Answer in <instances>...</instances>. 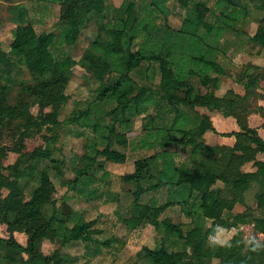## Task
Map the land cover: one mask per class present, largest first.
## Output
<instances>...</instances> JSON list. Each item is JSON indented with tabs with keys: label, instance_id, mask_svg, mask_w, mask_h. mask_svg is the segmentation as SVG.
<instances>
[{
	"label": "trees",
	"instance_id": "1",
	"mask_svg": "<svg viewBox=\"0 0 264 264\" xmlns=\"http://www.w3.org/2000/svg\"><path fill=\"white\" fill-rule=\"evenodd\" d=\"M30 2L39 5L36 23L42 24L54 6L58 15L50 32L38 34L27 8L10 7L17 25L9 52L0 48V224L9 233L8 239L0 237V264H64L63 246L91 242L98 220L86 221L69 205L67 192L81 185L86 189L82 195L92 196L88 184L96 171L103 170L104 163L126 164L128 154L135 150L153 153L136 160L133 171L121 176L124 183L136 185L133 202L121 220L129 230L151 226L158 238L155 248L144 246L136 254V264H210L213 260L264 264V139L248 122L253 114L264 118V107L259 104L264 99L259 86L264 68L243 67L235 78L244 88L243 95L234 91L215 94L220 89L219 76L226 75L221 59L227 60L229 49L224 37L242 32L239 26L249 16L247 5L240 0H216L212 6L205 1L176 0L185 16L180 29H173L166 21L167 0H124L111 8V18L106 0ZM93 16H102L104 23L76 60L65 49L77 43ZM249 39L264 48V17ZM153 64L160 75L157 87L138 84L133 73ZM76 66L99 83L97 96L60 121ZM17 68L26 69L33 83L23 85L11 103V74ZM161 105L164 115L157 118L149 113L151 107ZM35 106L37 116L31 113ZM197 108L233 118L239 131L218 133L209 115ZM140 116L142 127L137 132L134 123ZM64 125H77L93 134L85 153L70 168L64 159L55 157L57 130ZM44 130L50 135H42ZM6 132L11 133L10 147L3 144ZM208 132L233 137L234 144L207 145L204 136ZM39 135L44 145L38 144ZM10 152L18 158L5 167L2 161ZM260 154L263 160L258 159ZM42 163L47 164L43 169ZM249 163L254 172L243 171ZM66 168L73 178L66 180L68 190L57 206L50 171L64 178ZM253 188L255 207L247 204ZM158 190L167 193L163 204L155 197L140 203L144 194ZM236 205L244 210L234 213ZM174 207L190 222L176 224L163 217ZM244 225L253 229L248 245L241 229ZM217 228L235 233L224 244L211 242ZM16 232L27 236L26 245L17 242ZM44 241L56 243L49 255L41 251Z\"/></svg>",
	"mask_w": 264,
	"mask_h": 264
},
{
	"label": "rangeland",
	"instance_id": "2",
	"mask_svg": "<svg viewBox=\"0 0 264 264\" xmlns=\"http://www.w3.org/2000/svg\"><path fill=\"white\" fill-rule=\"evenodd\" d=\"M124 0H106L109 7L107 15L111 18L114 13L112 7L119 6ZM139 1V0H136ZM168 8L170 11L167 17L168 25L173 29H180L182 20L185 16V11L181 9L176 0H167ZM193 2L205 1L209 6H212L216 0H192ZM242 4H246L249 9V16L239 26L242 30L240 34L229 33L224 37V42L227 45L229 51L227 53V60L221 59L226 71L225 76H219L220 89L215 92L218 96H223L228 91H234L237 94L243 95V86L236 83L237 75L242 71L243 67L248 64L258 65L264 68V48L254 46L251 44L249 37L256 32L260 20L264 17V0H240ZM20 6L27 8L29 17H33L35 24L34 28L38 34L42 32H50L53 28V24L56 22L58 15V6H54L48 9L49 15L45 18L42 24L36 23L39 20V16L35 13L38 10V4H32L30 0H0V19L2 26L0 27V48L6 52L10 50V44L12 42V34L16 28L17 22L12 19L10 13V7ZM104 23L102 16H93L91 20L83 26L81 35L74 46L66 47V51L74 59L78 60L83 52L89 48L94 41L99 26ZM147 68V67H146ZM1 76V73H0ZM70 83L66 89L68 96L67 101L63 105V110L59 118L60 121L66 120L75 109V107L84 108L87 104L93 102L97 96V88L99 83L89 79L86 72L80 67H74L71 71ZM133 78L138 84L149 85L156 88L160 81V75L157 64H153L147 70L145 67L141 72H134ZM215 76V75H214ZM10 83L11 91L8 99L11 103H15L17 97L22 91L23 85L27 83H33L32 76L24 68H17L11 74ZM6 82H4L5 84ZM260 91L264 93V80L259 82ZM259 104L264 107V99L259 101ZM164 105L158 107H151L149 113L156 115H164ZM49 112L50 109H46ZM199 113L207 112L206 109L197 108ZM31 113L35 116L39 115V108L37 106L31 108ZM212 116L215 118L214 112ZM168 116V115H167ZM143 116L138 117L135 120V131H140L142 127ZM213 125L218 126V130H230V123L224 125V121L218 125L217 120L211 119ZM251 123L258 124V129L264 137V118L260 115L253 114L250 117ZM258 120V121H257ZM257 121V122H256ZM217 130V129H216ZM42 135H50L45 130ZM42 135L37 136L38 144L44 145ZM58 142L56 147L58 152L55 154L56 158H62L65 160L66 165L70 168L78 162L77 157L82 156L86 149V143L89 138L92 137V132L89 129L81 128L77 125H64L57 130ZM219 135L215 133H208L205 135L206 144H215ZM3 144L11 146V133L6 132L3 137ZM114 148L119 151H124L118 145H114ZM152 151L135 150L128 154L126 164H111L104 163L103 170H97L96 174L88 184V190L92 192V196H84L82 192H85V188L81 185L76 186L74 190H68L66 185L68 179L73 178V174L69 168H66L64 178H58L54 175L53 171H50L53 182L56 187L55 198L57 200V206L62 202V196L67 192L71 198L68 203L76 211H79L86 221L97 219V224L93 227L94 234L91 242H72L63 246L60 249L61 254L67 257V262L64 264H136V254L142 249V247L155 248L157 246L158 238L155 235V231L151 226H146L144 229L129 230L122 222V216L127 214L132 202V193L136 189V185L127 184L121 180V176L133 171V163L141 158L151 155ZM18 158L17 154L8 153L6 159L2 161L3 166L7 167L13 164ZM74 164V165H73ZM47 166L46 163H42L41 169ZM251 165H246L243 171L251 170ZM7 174V171L4 172ZM107 175V178H103ZM22 184L25 181L21 182ZM255 188L247 195V204L255 207L254 200ZM2 194L7 195V191L3 190ZM157 198L159 203L163 204L167 200V193L165 190L152 191L144 194L140 198V203H147L151 198ZM244 207L242 205H236L234 213L242 212ZM259 212H255V216H259ZM163 217L170 218L174 223L180 222L189 223L190 219L185 218L180 214L177 207L168 209ZM207 227L211 226V221H207ZM244 233V240L248 245L253 236L252 226L244 225L241 227ZM234 230L227 231L224 229H216L215 234L211 236V242L224 244L231 239ZM0 237L8 239L9 233L7 226L0 224ZM14 237L22 245H26L27 236L22 233H14ZM263 237L261 236L260 239ZM56 243L50 241H44L42 243L41 251L44 255H49L55 250ZM172 249V248H170ZM175 249H180L175 247ZM6 264V263H5ZM142 264V263H139ZM210 264H218V260H213Z\"/></svg>",
	"mask_w": 264,
	"mask_h": 264
},
{
	"label": "crops",
	"instance_id": "3",
	"mask_svg": "<svg viewBox=\"0 0 264 264\" xmlns=\"http://www.w3.org/2000/svg\"><path fill=\"white\" fill-rule=\"evenodd\" d=\"M207 111V110H206ZM201 114H207V115H209V117L211 118V119H215V120H217V117H218V120H219V122H218V125L219 124H221L222 123V121H224V125L226 124V123H230V130H218V126L216 125V124H214V127H215V129H217L216 131L218 132V133H229V132H233V131H239V128H238V126H237V124H236V121L233 119V118H225V117H223L221 114H218V113H216V112H214V115H215V118L212 116V112H210V111H207V112H205V113H201ZM251 117V116H250ZM250 117H249V120H248V122H249V126L251 127V128H254V129H256L257 131H258V134L264 139V137L262 136V134H261V132H260V129H258V124H256V123H251V120H250ZM220 119L222 120V121H220ZM258 121V120H257ZM256 121V122H257ZM208 133H212V132H208ZM208 133H206V134H208ZM205 134V135H206ZM204 139H205V136H204ZM216 139H217V141H216V143L215 144H213V145H211V144H209L210 146H214V145H227V146H232L233 144H234V138L233 137H231V138H227V137H222V136H218V137H216ZM208 145V144H207ZM258 159L259 160H263V155H258ZM250 165H251V167H252V169L251 170H249V171H245V172H254L256 169L253 167V165H252V163H249ZM249 164H246V165H249ZM245 165V166H246ZM244 166V167H245ZM243 167V168H244Z\"/></svg>",
	"mask_w": 264,
	"mask_h": 264
}]
</instances>
